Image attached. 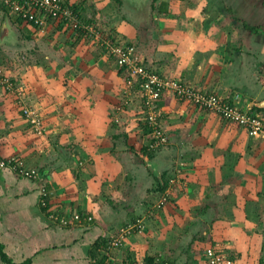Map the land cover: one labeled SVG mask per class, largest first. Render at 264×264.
Masks as SVG:
<instances>
[{"label":"crops","instance_id":"1","mask_svg":"<svg viewBox=\"0 0 264 264\" xmlns=\"http://www.w3.org/2000/svg\"><path fill=\"white\" fill-rule=\"evenodd\" d=\"M67 1L91 14L95 19L84 24L93 26H100L113 4V10L124 7L127 15L115 29L122 42H116L136 44L147 66L203 94L238 96L234 103L240 108L264 113V34L250 33L226 11L233 1L236 5L242 0H148L143 9L118 0ZM18 18L0 5V66H7V52L19 49L13 74L22 77L19 83L27 80V103L44 110L49 127L43 136L35 134L31 151L30 137L18 125L26 123L25 118L3 105L6 96L0 92V156L21 155L40 171L38 180L18 177L8 169L0 172V242L9 257L22 264H129L150 256L169 264H207L206 249L221 245L229 235L232 243L225 241V248L242 252V238L251 235L254 226L246 214L245 197L249 194L257 203L254 189L264 186V139L216 112L165 94L159 104L170 143L149 152L150 131L135 88L130 93L133 101L136 96L139 100L120 115L119 124L113 119L118 110L107 109L105 93L126 85L127 74L102 52V42L70 24L51 20L41 28ZM5 24L8 34L3 33ZM41 32L50 35H38ZM101 99L106 101L104 111ZM60 109L67 118L48 121L51 111L61 113ZM51 131L57 135L54 142L48 139ZM57 152L61 159L52 163ZM168 152L177 163L181 160L187 180L173 183L170 199L159 207L162 187L170 184ZM84 153L86 157L79 156ZM43 187L50 189L47 209L41 202ZM53 212H81L94 219L63 226ZM158 216L164 217V227ZM137 219L142 227L110 249L104 262L99 263L102 248L91 256L96 241L118 234L120 227ZM0 264H5L1 258Z\"/></svg>","mask_w":264,"mask_h":264},{"label":"built area","instance_id":"2","mask_svg":"<svg viewBox=\"0 0 264 264\" xmlns=\"http://www.w3.org/2000/svg\"><path fill=\"white\" fill-rule=\"evenodd\" d=\"M65 0H0V5L7 7L10 11L24 20H31L37 27H44L51 20L70 21L74 28L82 29L86 32H93L91 25H85L80 21L73 9L65 7ZM108 53L113 56L117 65H126L132 72L135 79L140 76L143 97L145 98L144 119L150 126V140L147 144L152 152H156L170 143V133L161 124L163 117L162 107L159 105L160 99L165 94H170L180 100L187 101L193 105L208 111L219 114L225 121L234 123L245 128L252 136L264 139V113L251 112L240 108L234 103L238 96L228 98L221 95L203 94L185 81L177 78H169L158 75L147 70L141 63V58L137 56L136 47L130 45H119L106 42ZM132 86L133 79L128 81ZM17 83L0 69V92L4 94L15 93ZM23 116L34 126V131L42 134L43 129L38 113L28 107L22 108ZM9 167L10 170L19 176L31 180H38L40 171L35 167L28 166L20 157L12 156L7 160L0 161V172ZM172 181H169V187L166 189L158 206L163 207L170 199V190ZM46 188L41 189V202L46 205ZM63 226H76L83 224L84 221L91 222L93 217L85 213H75L72 216L53 215ZM142 227V220L128 222L120 229L118 234L111 236L109 249L120 247L126 239ZM207 264H235L230 254L224 253L216 246H209L206 249ZM141 264H147L145 262ZM154 264H169L163 261L161 257L156 259Z\"/></svg>","mask_w":264,"mask_h":264},{"label":"rangeland","instance_id":"3","mask_svg":"<svg viewBox=\"0 0 264 264\" xmlns=\"http://www.w3.org/2000/svg\"><path fill=\"white\" fill-rule=\"evenodd\" d=\"M103 1L104 0H99V2H103ZM151 1L153 2V0H151ZM242 1H243V3L239 2L236 5H235V3H237V1H233V3H231L232 7L230 6V8H232V10H233V14H231V18L235 20L236 18L247 17L246 21H248L252 25H256L255 23H259V22L264 25V23H262V21H264V8H261V9L259 8V7H264V0H246V1L242 0ZM113 5H115L113 7V9L116 8L117 4L115 3ZM256 7H257V9H260V10L257 11ZM113 9L111 11H108V14L103 18V21L100 20L101 23L98 22L100 26L91 25L93 28V30H92L93 32L89 33V36H88V37L92 38L93 40H96L97 42L100 40L102 42V45H100V48L102 49V52H104V51L107 52V55H109L108 47H106L107 41L113 43V42H116L119 40L120 42H122L121 37L118 35L117 30H115V29L119 27L120 23H121V25L123 24L122 23L123 21L120 20V17L127 15L126 14L127 11H125L124 7L121 9H117V10H113ZM7 10H9V9H7ZM83 12L84 11L80 12V18H79L82 23H85V21L88 19L89 20L95 19V18H91V14L88 15L85 12L84 13ZM128 16H129V14H128ZM81 17H83V18H81ZM90 21H92V20H90ZM117 21H118V24L115 23ZM137 21L141 22L138 19H137ZM238 21H240V20H238ZM72 27H73V25H72ZM73 29L77 30V28H74V27H73ZM100 29H102V31H103L101 34L99 33ZM78 30H80V29L78 28ZM95 33H98L99 37L97 35H96L97 36L96 37ZM40 34L50 35L49 33H45V32H41L38 35H40ZM113 34L116 35L114 40L110 39L111 38L110 36ZM260 34H262V33H260ZM58 36H60V35H58ZM60 37H62V36H60ZM126 41H124V42H126ZM122 44H124V43H122ZM261 44L263 46V43H261ZM21 49L23 50V48H21ZM45 49H46V46H45ZM138 51L139 50L136 47L137 56H139ZM18 53H19V49L15 52V48L10 50L9 52H7V56H3V58L6 59V65L7 66L5 67V65H3V64H1V66L3 65L5 68L3 66L2 67L0 66V69H3V71L6 72L17 83L15 93H9L7 95H3V96H6V100L3 101V105L5 107H11L12 110L17 111L23 119L25 117L22 116L23 115L22 108H24V107H28L30 109H33L38 113L39 119L41 122V126L43 129L42 134H38V132H35L34 131L35 125L30 124L26 120V118H25L26 123L23 121H20L21 123L18 124L20 126V129L22 131H24L25 134L27 133V135H25V136L30 137V138H28V140H30V142H28V143L29 144L31 143L29 145V147L31 148V151H32L34 149L32 147H33V143L35 141V136H36L35 134H37L39 136H43L44 132H45V128H46V126L48 128L49 124H46V117H44V115L42 113L44 111L43 109H41L39 107L37 108L35 105L32 106V105L27 103V101H28L26 99L27 98V92H28V89H30V86H29L27 80L24 79V81L22 80V82L19 83L18 80H21L22 77H17L15 74H13V71L16 69V67H14V66L19 65V62H17L18 61V57H17ZM109 57H110V55H109ZM110 58L112 59V62H114V65H116L117 68L120 69V67L117 65L116 61L114 60V58H112V57H110ZM35 63H36V61H35ZM25 78H29V77H25ZM131 89L132 88L129 85V83L126 82V85H124L123 87H119L117 85V87L115 88L114 91L111 90L108 93H105V95L107 97L106 101L108 100L107 109H108V107H111L114 110V113L116 110H118L117 116H113L114 121L117 119L116 123L119 122L120 115L122 113H124L125 111H127L128 109H130V107H129V106H131L130 104L132 102L133 103L136 102V100H139L136 96L134 101H133L134 96L131 95V93H130ZM97 101L98 100L95 99L93 103H95ZM101 101H103L101 104V107L103 108V111H104L105 110L104 109V106H105L104 102H106V101H104L102 99H101ZM90 103H91V100H88L87 105L89 107H90ZM93 103H92V106H95V104L93 105ZM119 106H121V107H119ZM101 107L100 108L97 107L95 109V112L99 113V115L102 114V112H101L102 108ZM118 107H119V109H118ZM111 108H110V110H111ZM60 110H61V113H60V111L54 112L55 110H52L51 114L53 116H50L49 118L47 117L48 121H52V122L54 121L56 123L55 118H58L59 121H61V122L63 121V118L64 119L67 118V115L65 114V110H63V109H60ZM119 111L121 113H119ZM141 112H142V110H141ZM21 113H22V115H21ZM76 114H77V109H76ZM79 115H81V114L78 113L77 116H79ZM110 115H113L112 112ZM70 119H72V118H69V120ZM161 121H162V119H161ZM121 122L122 121H120V124H121ZM73 124H75V123H73ZM161 124H162V122H161ZM54 133H55V131L52 132L50 135V137H52V138H50L48 136V139L51 142H54V139H55L54 137L57 136V135H54ZM26 142H27V140H26ZM57 145H59V142ZM165 152H167V151H165ZM168 153L170 154L169 156H165L166 153L164 154L165 157L169 158L168 162L166 163V165L168 167L166 169V172L170 173V177H169L168 181H172L171 179H173V183L175 185L182 184L187 180L185 172L182 171V169H184L183 168L184 165H183V163H181V160L179 163H177L178 158H175L176 156L173 155V153L172 154H171V152H168ZM57 154L58 155L55 156L56 159L52 163H54L55 161H60L61 156L58 152H57ZM79 156L86 157L87 155L84 153V154H81ZM20 158L24 159L26 161L25 163L28 164V161L25 159V157H22L20 155ZM78 163L82 166L84 164V161H78ZM55 169H57V168H55ZM186 174H187V169H186ZM103 179H104V176H103ZM103 185H104V183H103ZM183 189H185V191L187 190V188H183ZM207 189H209V188H207ZM171 191H172V189H171ZM250 191L251 190L249 189V192ZM254 192H255V194H257V195H254V193H253V197L256 198L257 203H253L254 200H252L253 198L251 195L248 194L247 197H245L246 203L244 205H246V214L252 216L253 220H250V221L254 224V226L252 227L251 235L246 233V236H244V238H242L243 240L241 243V248L243 251L239 252L236 248L233 250V252L232 251L230 252L227 248H225L226 247L225 241L232 243L231 235H229L227 237H225V235L222 236V237H225L223 242L220 243L223 246H221V245L216 246L218 249H220L224 253L230 254L231 257L233 258V260H235L236 263L239 262V264H264V186L262 188H259V186H258L257 189H254ZM197 204H198V202H197ZM199 205L200 204H198V206ZM181 206H183L185 209V207L187 205L183 204ZM200 208L202 211V208H203L202 205L200 206ZM158 218H160V221L162 222V219L164 217L158 216ZM164 226H165V223L162 222L161 227H164ZM161 227H160V229H163ZM120 228L119 229L115 228V230L118 229L120 231ZM112 231H114V228L112 229ZM227 231H228V229H227ZM205 256H206V253H205Z\"/></svg>","mask_w":264,"mask_h":264},{"label":"trees","instance_id":"4","mask_svg":"<svg viewBox=\"0 0 264 264\" xmlns=\"http://www.w3.org/2000/svg\"><path fill=\"white\" fill-rule=\"evenodd\" d=\"M119 2H123V0H118ZM65 7L67 6V7H69V8H71V9H73V11L77 14V15H79V17H80V12L82 11V9H81V7H80V5H78V4H76V5H73V4H71V3H69L67 0H65ZM2 8H4V9H8L7 7H5V6H2ZM226 11H227V13H229L230 15L231 14H233V10H232V8H230V7H227L226 8ZM18 20L19 21H27V20H24V18H22V17H19L18 18ZM236 20H240L241 22H242V24H243V28H245L246 30H248L250 33H254V34H260V33H264V25H252V24H250L248 21H246V20H244V19H242V18H236ZM53 21H55V22H61V24H70V25H72L69 21H65V20H53ZM27 22H30L31 24H33V22L31 21V20H28ZM34 25V24H33ZM77 32H79V33H88V32H86V31H81V29L80 30H76ZM90 33V32H89ZM111 38L110 39H112V40H114V38L112 37V36H110ZM113 44H119V45H130V46H136L135 44H122V43H120V42H113ZM110 55V54H109ZM110 57H112L113 58V56H111L110 55ZM141 64L147 69V70H149V71H151L152 73H155V74H158V75H163V74H161L160 72H158V71H156L155 69H152V68H150L149 66H147L146 64H145V62H143V60L141 59ZM119 66V65H118ZM120 67V72L122 73V72H124V73H126L127 74V82L131 79H133V81L135 82L132 86H131V88L132 89H134L135 88V91H136V93L139 95V97H140V99H141V101H142V105H143V113H145L144 112V110H145V98L143 97V92H142V87H141V85H140V83H141V80H140V76H138L137 78L135 77V79H134V77H133V75H132V72H131V70L129 69V67L128 66H126V65H122V66H119ZM164 76V75H163ZM160 105V104H159ZM142 113V114H143ZM143 122L145 123V125H147V127H148V130L149 131H151V129H150V126L146 123V121H145V119H143ZM149 134H150V132H149ZM150 136V135H149ZM151 138V137H150ZM147 150L149 151V152H152V151H150L149 150V148H148V146H147ZM143 154H145V155H147V153L148 152H146L145 150H143V152H142ZM12 156H16V155H11V156H9V157H12ZM9 157H4V156H0V161L1 160H7ZM22 159V158H21ZM24 162H26L24 159H22ZM5 169H8V170H10L9 169V167H7V168H5ZM5 169H3L2 171H4ZM1 171V172H2ZM10 171H12V170H10ZM12 173H14L15 174V172H13L12 171ZM16 175L18 176V177H21V176H19L17 173H16ZM21 178H23V177H21ZM164 179V178H163ZM166 185V186H165ZM163 186V185H162ZM167 187H168V184H164V186L162 187V189L164 188V192L166 191V189H167ZM44 188V187H43ZM46 188V187H45ZM46 190H47V194H46V196H45V199H46V205H44L43 207H45V209H47V208H49L50 206L48 205L49 204V198H50V189H49V187L48 188H46ZM49 206V207H48ZM53 213H55V212H53ZM55 214H57V213H55ZM59 214V213H58ZM93 217V216H92ZM138 220V219H137ZM137 220H134V221H131V222H136ZM110 241H111V237H104V238H101V239H99L98 241H96L94 244H93V247H92V250H91V256H95L96 254H97V252H100V249L102 248L103 249V251H105V253H103V259L101 260V261H99V263H102V262H104V259L106 258V257H108L109 256V253H111L110 251V249H109V243H110ZM214 243V242H213ZM212 243V244H213ZM0 258L2 259V261L5 263V264H22V263H16V262H14L13 261V259H11L10 257H9V255L5 252V250H4V244L3 243H1L0 242ZM158 257L157 256H150V257H147L146 259H145V263H147V264H154L155 262H156V259H157ZM164 261H168V260H164ZM235 261V260H234ZM142 262L140 261V260H137L136 262H134V261H131L129 264H141ZM23 264H32L31 263V261L30 260H28V261H25V262H23ZM115 264H125L124 262L123 263H121V262H117V263H115ZM235 264H238V263H236L235 262Z\"/></svg>","mask_w":264,"mask_h":264},{"label":"water","instance_id":"5","mask_svg":"<svg viewBox=\"0 0 264 264\" xmlns=\"http://www.w3.org/2000/svg\"><path fill=\"white\" fill-rule=\"evenodd\" d=\"M130 5L134 6L137 9H143L144 7H147L148 5V0H123ZM9 29L7 25L5 24L3 27V33L8 34Z\"/></svg>","mask_w":264,"mask_h":264}]
</instances>
